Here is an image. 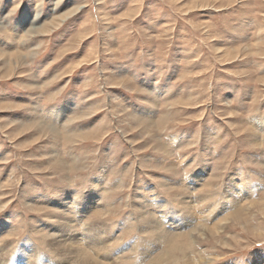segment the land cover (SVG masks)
I'll use <instances>...</instances> for the list:
<instances>
[{
  "label": "rangeland",
  "instance_id": "rangeland-1",
  "mask_svg": "<svg viewBox=\"0 0 264 264\" xmlns=\"http://www.w3.org/2000/svg\"><path fill=\"white\" fill-rule=\"evenodd\" d=\"M261 118L264 0H0V264H264Z\"/></svg>",
  "mask_w": 264,
  "mask_h": 264
},
{
  "label": "bare ground",
  "instance_id": "bare-ground-1",
  "mask_svg": "<svg viewBox=\"0 0 264 264\" xmlns=\"http://www.w3.org/2000/svg\"><path fill=\"white\" fill-rule=\"evenodd\" d=\"M65 18H67V16L66 15H61L60 17H58L56 20H53L52 22H51V24H50V26H43L42 28H41V30H43V31H46V30H49V28L50 27H55L58 23H59V21L61 22L62 20H65ZM49 27V28H48ZM30 28H32V27H30ZM27 30H29V29H27ZM33 30V29H32ZM32 30L30 31V32H32ZM260 124L262 123L263 125H264V120L261 118L260 119ZM44 126H45V124H44ZM46 128H47V126H46ZM52 129V128H51ZM53 131V130H52ZM262 131V130H261ZM70 136V135H69ZM71 137V136H70ZM257 139V138H256ZM259 142V141H258ZM65 168V167H64ZM59 199V198H58ZM65 201V198L62 200L61 199V201L59 202L61 205H64L62 208H64L66 205H67V202L65 203L64 202ZM185 203H186V206L185 207H187L188 209L190 208L188 205H189V202H186V200H185ZM90 204H88V202H87V208H88V206H89ZM101 205V204H100ZM91 206H93V205H91ZM94 206H95V203H94ZM70 208V209H69ZM83 209H85V207H83ZM105 209V208H104ZM86 210V209H85ZM81 211V210H80ZM52 212H53V217H55L56 218V220L57 221H54V223H57L59 226H60V228L61 229H59V230H57V229H54L50 234L48 233V236L49 237H54V238H52L53 240L51 241L52 243L51 244H49V248H51L52 247V249L55 251V252H57V253H63V255H61L62 257H64V260L66 261V263H70V264H73V263H75V261L76 260H78L80 257V259L79 260H81L82 261V264H98V263H96V262H94L91 258L92 257H90L87 253H85V250H84V247H83V245H81V241H78V238L76 237V233H77V229H76V224H75V219H74V215H73V211L71 210V207H66V210H64L63 212H60V209H59V211L58 210H53V208H52ZM102 212V211H101ZM100 212V213H101ZM60 217H59V216ZM207 216V215H206ZM102 218V217H101ZM48 220V219H47ZM50 220V219H49ZM51 222H53V221H51ZM218 222V221H217ZM46 223V222H45ZM54 223L52 224V225H54ZM227 223V222H226ZM51 225V224H50ZM215 226V225H214ZM228 228V227H227ZM51 229V228H50ZM155 229H160V226L157 224L156 225V228ZM161 230V229H160ZM212 230H214V229H212ZM50 231V230H49ZM155 231H157V230H155ZM163 230H161V232H162ZM44 232V231H43ZM67 232L69 233V235L67 234ZM160 232V233H161ZM157 233V232H156ZM164 233H165V231H164ZM170 233V232H169ZM155 234V233H154ZM159 234V233H158ZM166 234H168V233H166ZM161 235H163V234H159V236H161ZM194 235V234H193ZM69 237V238H66V237ZM174 236V235H173ZM163 237V236H162ZM167 237V236H166ZM165 237V238H166ZM169 237V236H168ZM164 239V238H163ZM67 241H69V243H67ZM173 241V240H172ZM194 241H196V240H194ZM193 241V243H195ZM81 242V243H80ZM192 242V241H191ZM80 243V244H79ZM68 244V245H67ZM171 244V243H170ZM88 245H93V243L90 241V243L88 244ZM101 245H102V243H101ZM100 245V246H101ZM175 245V244H174ZM177 245V244H176ZM185 245V244H184ZM188 246H190V243H189V241H188V244H187ZM100 246L98 247V245H97V247H96V245H95V247H94V245H93V247H91L90 249L92 250V252L93 253H95V252H97V251H99V252H102V251H104V249H105V247H104V245H102V247L100 248ZM182 247H183V244H182ZM181 247V248H182ZM184 248H185V246H184ZM171 249H173V248H171ZM177 249V248H176ZM170 250V249H169ZM184 250V249H183ZM182 251V250H181ZM65 253H66V255H68L69 256V258H67V256H65ZM25 254V253H24ZM56 254V253H55ZM172 254V253H171ZM105 255V254H104ZM98 256V255H97ZM160 256V255H159ZM158 256V257H159ZM162 256V255H161ZM28 257V256H27ZM66 257V258H65ZM28 258H30V257H28ZM60 258V257H59ZM58 258V259H59ZM53 259V258H52ZM69 259V260H68ZM29 260V259H28ZM44 260V259H43ZM42 260V261H43ZM60 260H62V259H59V261ZM70 260H72L71 262H70ZM156 260V259H155ZM13 261H14V259H13ZM46 261H48V260H46ZM57 261V260H56ZM98 261V260H97ZM168 261V260H167ZM63 262V261H62ZM99 262V261H98ZM112 262H114V261H112ZM153 262V261H152ZM155 262H157V261H155ZM165 262V261H164ZM13 263V262H12ZM28 264H30L29 262H27ZM40 263H42V262H40ZM48 263L50 264L51 263V261H48ZM116 263V262H115ZM169 263V262H168ZM13 264H17V263H13ZM22 264V263H21ZM43 264V263H42ZM100 264H102L101 262H100ZM106 264H108V263H106ZM153 264V263H152ZM164 264V263H163Z\"/></svg>",
  "mask_w": 264,
  "mask_h": 264
}]
</instances>
